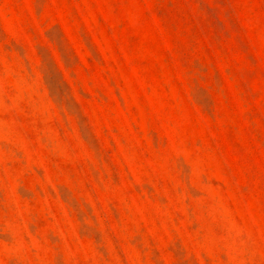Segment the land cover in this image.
Masks as SVG:
<instances>
[{
  "label": "rangeland",
  "instance_id": "rangeland-1",
  "mask_svg": "<svg viewBox=\"0 0 264 264\" xmlns=\"http://www.w3.org/2000/svg\"><path fill=\"white\" fill-rule=\"evenodd\" d=\"M0 264H264V0H0Z\"/></svg>",
  "mask_w": 264,
  "mask_h": 264
}]
</instances>
